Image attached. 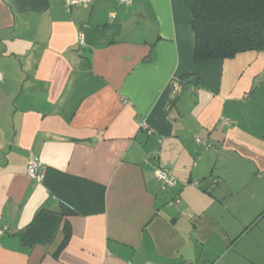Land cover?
I'll return each mask as SVG.
<instances>
[{"label": "crops", "instance_id": "1", "mask_svg": "<svg viewBox=\"0 0 264 264\" xmlns=\"http://www.w3.org/2000/svg\"><path fill=\"white\" fill-rule=\"evenodd\" d=\"M192 17L186 0H0V264H217L261 222L264 51L196 62ZM237 190L261 208L238 235L180 218Z\"/></svg>", "mask_w": 264, "mask_h": 264}, {"label": "trees", "instance_id": "2", "mask_svg": "<svg viewBox=\"0 0 264 264\" xmlns=\"http://www.w3.org/2000/svg\"><path fill=\"white\" fill-rule=\"evenodd\" d=\"M196 33L194 59L234 58L247 51H264V0H186ZM189 83L199 75L185 74Z\"/></svg>", "mask_w": 264, "mask_h": 264}, {"label": "rangeland", "instance_id": "3", "mask_svg": "<svg viewBox=\"0 0 264 264\" xmlns=\"http://www.w3.org/2000/svg\"><path fill=\"white\" fill-rule=\"evenodd\" d=\"M260 104L264 106V102ZM257 105L259 106L258 103ZM258 106L254 108L259 110ZM245 163L247 162L241 161V166L244 167ZM241 166L240 169H242ZM168 189L171 188L169 187ZM227 198L218 199V201L215 197L210 199L209 196H196V198L190 201L191 206L189 211H184L180 218H195L196 221V218H212L214 215H218L216 216L217 218H221L220 215L223 216V218H238L240 222L236 224L238 220H234V225L231 229H234L236 231V235H238L242 233L244 228L248 225L246 220L250 219L249 221H253L261 208H258L255 205L254 200L249 198V194L246 191L237 190L234 197L230 199ZM183 199L184 198L181 195V202ZM180 205L181 203L173 206H168L167 204L165 208L166 211L168 210L173 212V210H175V208H179ZM202 205L207 206L205 208V212L209 214L204 212ZM180 210H178V213ZM192 223H194V221H192ZM252 226H250V228ZM250 228L247 230L248 232L246 231L241 235L239 239L240 241L236 247L225 249L222 252V254L217 258V264H264V217L256 226L254 225L251 229Z\"/></svg>", "mask_w": 264, "mask_h": 264}, {"label": "built area", "instance_id": "4", "mask_svg": "<svg viewBox=\"0 0 264 264\" xmlns=\"http://www.w3.org/2000/svg\"><path fill=\"white\" fill-rule=\"evenodd\" d=\"M90 1L91 0H69V4L70 5H78L81 3H88ZM121 1L130 3L132 0H121ZM79 37H80L81 45H85L86 40H85L84 32H81ZM225 119L228 123L231 122V120L229 118H225ZM140 126H141V128L147 129L149 132H151V128L149 127L147 120L145 118L143 120H141ZM27 172L31 177L35 178L38 181H42L45 177V165L40 160L39 157L34 156L29 160V162L27 164ZM157 173H158V176L164 182L165 186L174 187L176 185V182H177L176 177L174 175H172L170 172H168L167 170L159 169ZM178 202H180L179 198L175 200V203H178ZM171 203L175 204L174 201H172ZM6 229H7V226L4 228H0V234L4 233ZM184 264H188V263H184Z\"/></svg>", "mask_w": 264, "mask_h": 264}]
</instances>
